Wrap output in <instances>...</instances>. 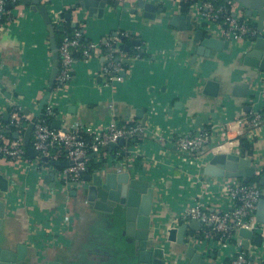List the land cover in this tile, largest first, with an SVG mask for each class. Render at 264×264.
Masks as SVG:
<instances>
[{
	"label": "crops",
	"instance_id": "1",
	"mask_svg": "<svg viewBox=\"0 0 264 264\" xmlns=\"http://www.w3.org/2000/svg\"><path fill=\"white\" fill-rule=\"evenodd\" d=\"M39 1L45 5L49 18L65 13V17L70 14L68 21H80L84 36L91 42L100 44L108 36L123 33L121 49L126 57L139 54L138 59L122 63L123 80L111 86L100 75L102 58L84 61L81 56L76 57L67 91L60 97L52 95L50 100L58 113L53 119L61 120V128L67 131L86 125L104 127L111 122L142 126V115L147 116L143 135L135 142H125L126 152L116 162L133 179L154 187V224L169 228L176 223H189L191 220L180 219L188 205L200 202L211 206L219 202L221 182L227 178H208L202 173L213 155L237 154L252 159L256 172L264 168V121L248 126L233 123L250 112L264 110L261 72L243 64L251 44H230L226 51L209 58L194 57L193 33L179 31L161 18L162 15H189L178 0H146L163 9L161 15L148 22L137 9V0L129 4L109 0L101 19L82 13L76 0ZM214 2L226 3L225 0ZM10 14L12 20L0 37V72L4 85L0 120L3 123L8 121L7 102L15 94L21 97L24 109L33 115L34 103L43 95L51 67L49 38L41 17L22 4ZM257 20L258 15L253 12L249 21L256 26ZM208 80L219 83L220 96L214 98L203 93ZM243 83L249 84L244 98L238 96V91L233 93V88ZM208 113V123L195 127V118ZM229 123H233V131L226 128ZM213 127L215 139L200 161L179 153L170 141L176 133ZM121 149L104 148L106 155L100 163L93 161L94 165L111 167L112 156L118 155ZM45 167L30 157L19 167L0 161V173L9 185L8 192L1 195L6 203L1 233L12 243L25 244L31 252L59 264H98L108 259L121 262L118 250L122 247H116V242L120 240L121 244L125 239H115L109 225L89 206L81 192L72 195L74 187L61 189L59 180L53 176L57 172L55 167L51 170ZM260 174L264 178V173ZM236 180L242 182V179ZM209 182L217 185L210 189ZM187 238L189 245H200L197 252L207 256L212 264H230V257L237 250L235 242L218 245L210 227L202 224L198 231L188 229ZM262 247V241L251 242L248 250L242 245L248 258L256 264H264V254L259 252ZM211 254L214 259L209 257ZM167 264H186V261L183 255L177 254Z\"/></svg>",
	"mask_w": 264,
	"mask_h": 264
},
{
	"label": "built area",
	"instance_id": "2",
	"mask_svg": "<svg viewBox=\"0 0 264 264\" xmlns=\"http://www.w3.org/2000/svg\"><path fill=\"white\" fill-rule=\"evenodd\" d=\"M122 4H129L131 0H119ZM181 4H188L187 13L193 19L194 25L205 32L206 35L214 38H223L231 45L237 46L242 42L253 45L251 39H256L258 32L255 28L250 27V17L246 15V10L236 2H227L226 4L216 5L210 1L204 0H178ZM20 4L19 0H0V19L4 22L0 24V37L6 25L12 20L11 10L6 6L16 7ZM76 13L75 10L72 11ZM52 25H60L62 22L61 15L50 17ZM75 22V21H74ZM79 27L82 29V23ZM264 27V21H263ZM264 35V31H263ZM84 36L83 30L76 31L72 35H65L57 48L58 53V71L55 78L52 95L62 96L68 88L71 79V68L74 62V53H80L84 61L94 57L102 58L104 65L100 71L101 77L107 85H114L123 80L125 74L122 66V59L126 57L121 49L120 37L123 33L108 36L102 40V43L93 42L82 43ZM104 45L108 53L103 54L100 46ZM125 56V57H124ZM139 54L127 56L128 60H136ZM261 95L264 98V72H261L260 78ZM47 85V79L44 83L42 93ZM3 79L0 72V97L4 95ZM51 99V97H50ZM48 100L45 108L41 111V116L34 120L30 113L26 115L23 102L20 96L15 94L7 102L8 121L6 123L0 120V161L8 164L21 166L29 161L26 147L23 143V134L29 124L33 123V130L30 138V147L37 153L33 161H40L41 157L49 161H67L69 165L65 168L56 169L61 189L71 187L70 183L79 182L81 176L86 173L89 159L100 163L104 157V148L110 144H117L119 140L124 142H135L136 139L143 135L145 130L140 124H123L111 122L106 126L86 125L75 131H67L51 128L46 116L49 113L56 117L57 108ZM38 101L34 103L35 108ZM264 121V110L261 112H250L242 119L233 123L239 125H255ZM232 124H226L229 131H233ZM156 130V129H155ZM17 133L18 138L12 137ZM159 135V134H158ZM213 128L190 129L185 132L176 133L170 141L179 151V153L194 157L198 161L205 157L210 144L215 139ZM125 144L121 152L115 157H121L126 150ZM214 148H211L212 150ZM106 155V154H105ZM45 167V166H44ZM44 169H53L47 165ZM55 169V168H54ZM264 173V168L257 171L256 174ZM199 175H196L198 179ZM81 183V182H80ZM74 186L75 189H80ZM216 182H209L208 188L215 187ZM221 199L211 206L195 202L188 205L181 214L182 220H198L203 226H209L214 235H217L216 242L218 245H227L229 242L237 243V250L230 257V264H256L250 260L246 252L242 249V239L238 236L239 229L252 231L263 242V247L259 252L264 254V224L256 221L255 212L257 204L264 199V189L259 188L256 184H243L236 179L227 178L221 182ZM178 225V223H176ZM176 225V226H177ZM191 241V240H190ZM255 254V253H254ZM264 261V259H263Z\"/></svg>",
	"mask_w": 264,
	"mask_h": 264
},
{
	"label": "water",
	"instance_id": "3",
	"mask_svg": "<svg viewBox=\"0 0 264 264\" xmlns=\"http://www.w3.org/2000/svg\"><path fill=\"white\" fill-rule=\"evenodd\" d=\"M226 3L231 0H225ZM238 3L246 10V15L252 17L253 12L258 15L256 29L258 35L251 49L244 55L243 64L250 68H257L258 71L264 72V0H232ZM109 0H76L82 13H87L88 17L103 18L104 9ZM22 5H28L34 13H37L43 20L48 38L49 49L51 53L50 71L47 77L45 91L38 102L33 113L34 120L41 116V111L45 108L47 101L50 99L56 74L58 71V53L57 43L54 36L53 25L48 15V11L43 3L39 0H19ZM12 6L7 5L6 9L11 10ZM137 9L142 11V17L148 22L156 19L157 14L163 13L162 8H158L153 3L146 0H137ZM66 20L70 19V14H66ZM161 18L169 21L172 27L179 31L193 33L192 44L194 48V57L200 56L209 58L214 53L226 51L229 48V41L223 38H214L205 34L192 22L191 16L183 14L162 15ZM73 26L75 22H71ZM139 45V43H135ZM122 63H129L130 60H122ZM249 88L248 83L236 85L233 93L240 97H246ZM219 83L208 80L205 83L203 93L210 97L220 96ZM235 95V94H234ZM142 112V111H141ZM213 111H210L212 113ZM26 115L29 111L25 110ZM8 117V114L5 115ZM49 116H52L49 113ZM142 127L145 125L147 116L142 115ZM209 121V113L201 117H196L194 126L200 127ZM61 120L52 119L51 128L60 129ZM66 130V128H61ZM33 130V123L29 124L23 134V143L27 147V154L30 158L35 159L37 153L30 147V138ZM12 137L17 139V133ZM124 140H119L117 144H110L109 148L116 149L124 146ZM118 158L112 156L111 164L99 166L92 173L83 174L79 182L70 183L71 187L83 185L80 189H75L71 194L81 192L89 206L101 214L102 221L109 225L110 232L116 239L124 238L121 244L116 242V247L121 246L118 250L121 262H110L109 259L100 264H167L169 259L176 258L177 254L184 256L186 264H212L207 260V256L197 252L200 245L192 246L188 244L187 231L191 229L198 231L201 223L198 220L191 219L189 223H182L177 226L162 228L160 223H153L152 208L154 203V187L146 181L133 179L128 172L121 171V164L116 162ZM42 163L51 167L65 168L69 165L67 161H49L41 157ZM203 175L208 178H234L248 180L256 174V168L252 165V159L244 158L233 153H217L213 155L204 166ZM58 180V174H53ZM52 177V174L49 175ZM48 178L45 177V180ZM81 182V183H80ZM259 184L264 187V178H261ZM8 180L0 173V264H59L57 261L48 260L46 257L39 255L28 249L25 244H15L7 239L2 232L4 219L6 216V203L2 199V194L8 192ZM256 221L264 224V199H261L255 212ZM238 236L242 239V245L248 250L250 243L259 244L261 239L252 231L239 229ZM170 244V245H168ZM214 259V254L209 256ZM98 263V264H99Z\"/></svg>",
	"mask_w": 264,
	"mask_h": 264
},
{
	"label": "trees",
	"instance_id": "4",
	"mask_svg": "<svg viewBox=\"0 0 264 264\" xmlns=\"http://www.w3.org/2000/svg\"><path fill=\"white\" fill-rule=\"evenodd\" d=\"M204 1H210L212 2L213 4H216V5H222V4H226V3H216L214 2V0H204ZM19 4H16L15 6H17ZM14 8V6L11 8V10ZM183 8L185 10H187L188 8V4H183ZM61 18H62V22L60 25L56 26V25H53V31H54V36H55V39H56V43H57V48L59 47V44L62 40V38L65 36V35H72L73 33H75L76 31H81L82 29L79 27V23L76 24L75 26L72 25V23L68 20L65 19V13H63L61 15ZM4 22V19L1 18L0 19V24ZM250 27H254L255 28V24L253 23H250L249 24ZM255 40L254 39H251V42H254ZM81 42L82 43H88L90 42L89 39L86 38V36H83L82 39H81ZM100 50L103 54H106L108 53V49L106 47H104V45H101L100 46ZM76 57H80V53L78 52H75L74 53V58ZM46 119L47 121L50 123L51 120L53 119V116H49L47 115L46 116ZM26 150H27V147H26ZM41 165L42 166H47L48 164H45V163H42L41 162ZM50 166V165H49ZM98 168V165H94L93 161L91 159H89L88 161V164H87V169H86V173H92L94 170H96ZM55 169H60V168H56ZM262 174L260 175H257L255 176L254 178L252 179H248V180H242V183L243 184H247V185H251V184H256L259 188H263V186H261L259 184V181H260V178H261ZM209 229V228H208ZM217 238V235H215V239Z\"/></svg>",
	"mask_w": 264,
	"mask_h": 264
},
{
	"label": "rangeland",
	"instance_id": "5",
	"mask_svg": "<svg viewBox=\"0 0 264 264\" xmlns=\"http://www.w3.org/2000/svg\"><path fill=\"white\" fill-rule=\"evenodd\" d=\"M260 91H261V87H260Z\"/></svg>",
	"mask_w": 264,
	"mask_h": 264
}]
</instances>
